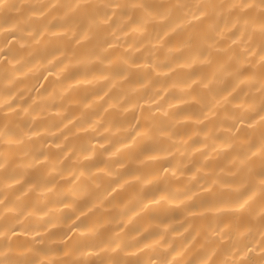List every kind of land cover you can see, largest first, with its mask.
Returning <instances> with one entry per match:
<instances>
[{
    "label": "clouds",
    "instance_id": "1",
    "mask_svg": "<svg viewBox=\"0 0 264 264\" xmlns=\"http://www.w3.org/2000/svg\"><path fill=\"white\" fill-rule=\"evenodd\" d=\"M0 264H264V0H0Z\"/></svg>",
    "mask_w": 264,
    "mask_h": 264
}]
</instances>
